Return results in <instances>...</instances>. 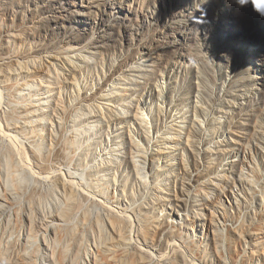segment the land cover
<instances>
[{
  "label": "rangeland",
  "instance_id": "rangeland-1",
  "mask_svg": "<svg viewBox=\"0 0 264 264\" xmlns=\"http://www.w3.org/2000/svg\"><path fill=\"white\" fill-rule=\"evenodd\" d=\"M258 9L257 0L243 5L238 0H0L4 29L13 25L18 31L27 23L29 34L15 42L20 54L39 55L47 65L56 62L64 74L62 89L52 92L48 106L58 102L60 107L68 106L80 93L83 103L92 99L91 105L101 106L105 116L102 122L81 120L83 129L87 126L90 131L85 139L81 129L80 147L72 161L56 116L52 115L55 126L49 134L32 135L30 141L43 144V157H51L55 175L33 182L30 169L41 158L29 147L32 167L20 163L21 169L14 171L26 176L22 199L6 203L12 217L0 212V264H93L92 235L74 236L70 226L57 221L59 238L47 245L42 229L46 221L51 222L49 206L64 196L62 180L88 172L81 165L86 159L89 166H96L100 151L107 157L104 164L111 176L116 172L117 183L109 190L93 188L97 185L88 189L97 202L106 203L95 212L106 217L111 205L115 211H127L136 221L137 232L145 217L155 219L156 226L165 228L158 239L152 237L158 246L155 254L166 249L165 235L173 231L190 240L192 246L181 239L170 244L183 245L185 253L192 255V264H220L213 229L204 230L216 220L218 227L231 230L229 252L240 253L238 262L230 264H241L242 259L245 264L264 263V13ZM58 48L71 57L63 55L58 61L46 53ZM9 62L0 60L3 67ZM76 82L80 92L73 88ZM108 97L122 109L119 119L115 110V119L110 118L112 108L104 106ZM140 108L145 111L150 139L135 123ZM78 115L75 110V118ZM65 137L69 139L70 133ZM133 138L150 152L152 147L159 150L155 158L148 154L149 183L142 186L133 172ZM50 139L55 146L48 155ZM117 140L123 148L110 156L107 152ZM99 171L104 173L105 168ZM164 175L169 185L161 182ZM81 179L74 178L86 185L87 178ZM2 182L0 176V192ZM31 189L41 193L43 200L32 205L35 211L30 216ZM173 212L189 216V224L182 226ZM28 232L38 237L37 252L32 243L27 248L14 243ZM132 251L138 259L153 252L145 244L141 251ZM226 255L229 258L227 248ZM113 256L102 254L100 259L108 264L122 262L113 261ZM173 260L172 252L157 263Z\"/></svg>",
  "mask_w": 264,
  "mask_h": 264
},
{
  "label": "bare ground",
  "instance_id": "bare-ground-1",
  "mask_svg": "<svg viewBox=\"0 0 264 264\" xmlns=\"http://www.w3.org/2000/svg\"><path fill=\"white\" fill-rule=\"evenodd\" d=\"M25 19L26 18L24 17V20ZM14 29H17V27L15 28L12 25L8 30H6L4 29L3 24L0 23V60L10 61L7 67H3V64H0V176L5 181L2 182L3 191L0 192V212L2 215L10 214L9 217H12L14 213H7L6 203H8L10 200L18 202L20 199H22L21 192L23 193V191H21V187L23 189L22 185H24V178L26 177L24 175V178H22V174H19V170L21 168L19 169L18 167L20 166V163L29 164L30 168L33 164L29 156V147L31 148V152L33 150L34 156L36 153L41 158V163L36 162L35 166H33L37 167L38 170H34L33 167L30 169V174H32L30 178L34 180L33 182L38 183V180H48L50 179V176L54 174V165H52L50 161L51 157L49 158V156L47 157V155L46 157H43V144L39 143L38 140L30 141L32 135L36 137L39 136L37 132L42 133V135H44V133L46 132L49 134L50 129H53L55 126L52 115L56 116L61 124V135L63 137V140L65 144H67V148H69L70 150L67 155L72 161L76 157V152L80 147L78 146V137L81 135V129H83L81 120L89 118L99 119L98 122H102L105 117L101 106L91 105L92 99H85L86 103H83L84 100L80 99L81 96H79L81 86L80 84H78V82L73 84V88L77 89L79 91H77L79 94L72 99L73 101L68 106L60 107L58 102V105L54 106L53 108L49 107L48 103L52 98V92L58 88L62 89L60 80L62 76H64V74L58 68L56 62L47 65L43 57L39 55L36 56L27 54L26 56H24L25 52L23 54H20V48H17L15 42L17 39H22L27 33L29 34V30L27 31V23L22 24L18 31H14ZM5 37L7 38L3 41ZM67 49L71 50L73 48L69 47ZM77 52L80 53L81 51L77 50ZM46 53L54 54L55 56H53V58H56V60L58 61L63 55H66L67 58L71 57V55L68 54L69 52L67 50H61L60 48L50 52L46 51ZM75 81H77V79ZM33 104H35L34 107ZM104 104V106L112 108L110 118L112 117V119H115V117H113L114 115H112L114 110L116 112V119H119V117H121V113L119 111L122 109L119 105H116L114 101H112L111 97H108L107 102ZM4 105L6 106V108L3 107ZM59 107L61 108L60 110ZM75 110H78V112H80V115L76 116L78 118H75L74 116ZM140 110L142 112H138L136 117H134L136 121L135 123L139 125L140 131L142 130L143 132H145V134L146 132L147 134H150L151 130L149 129L148 122L145 119V111L143 110V108H140ZM22 122H24V124H22ZM16 129H21L22 132H15ZM83 130L85 131L84 137H86L85 139H87L90 128L84 126ZM68 132L70 133L69 139L65 137ZM51 133H53V131H51ZM108 134L109 133H107V135ZM151 137L152 136H150L148 139H150ZM51 142L52 144L48 145V155H50V153L53 151V147L55 146L53 140ZM119 142L120 141L117 140L114 146H112L111 151L107 152V154L113 156L115 155V152L122 150V144L121 142ZM105 145L111 147V145H109V142H107ZM130 146L133 172L138 179L139 185H146L149 183L147 177L149 174V172L147 171V158L149 159L148 154L151 153V157L155 158L156 153H158L159 150L155 147H152V150L150 152L147 150V148L145 149L143 146H141L140 143H137L134 138L131 140ZM102 153L100 151L101 155L95 157L96 166H89V162L87 159L86 162H82L81 165L83 167L86 165L83 169L88 170V172H86L85 174H80L79 176L82 177L81 180L83 181L87 178L86 185H84L83 182L81 183L75 181L74 178H79V176L75 175V177L74 174H71L69 177H67L66 175V178L64 180L61 179L64 196L62 197V199L60 198L58 200V204L55 203V206H49L47 210L49 212H53V215L49 217V219H51V222L46 221L44 223V229H42L44 243L47 245H51L53 239L56 241L59 238L60 228H58V226L55 224L58 221L64 223L66 226H70V228H72L73 230L74 236L83 234L82 237H84L88 235V233L92 235L96 249V256L95 254H93L92 256L93 264H108L100 259V256L102 254L114 255L113 261L117 259H119L118 261L122 260L120 264H159L157 263V260L163 259L165 257H170V254L172 252L174 260L167 264H192L193 261H190L192 255L189 256L187 255V253H185V251L183 250V245H178L177 247L170 244V242L173 240L177 241V239H181L183 240V242L188 243L192 246L190 240L184 239V237L181 236L180 233L176 234L173 231H169L165 235L164 240L167 243L166 249H162L158 251L159 254H155L158 246L155 242H153L152 237H154L155 241L159 238L160 233H163L165 229L161 228V225L159 224L156 226L157 221L155 219L152 220L150 217H145L144 220L140 221L141 226L137 232L135 230L136 221L133 220V217L131 215H128L127 211H115L114 209H112L111 205L110 207H107L108 214L106 215V217H103L97 211L95 212V210L101 206L100 203H102L103 205H105L106 203L100 201L97 202L93 192L91 194V191H89L88 189L91 188L92 185H97L93 188L102 187L109 190V185L113 186V183L115 185L117 183V174L115 172V175L111 176V174L108 172L104 164L107 162V157L104 153ZM86 156L87 158H89L91 155ZM140 158L142 159L139 160ZM17 160H19V162L15 163V161ZM78 161L80 162V160ZM110 162L112 163V168H115L116 166L114 163H116V161L112 160ZM15 164L17 165L16 167ZM25 164L23 165L26 167ZM23 165H21V167ZM17 168L19 170L16 174L15 172H17ZM104 168V173L99 171L100 169ZM44 174H46L47 176H43ZM161 182H166V185H169L170 180L168 175H164ZM163 186L165 187V184H163ZM33 189L35 188L33 187ZM106 193L107 191L103 192V194ZM134 194L132 193V195ZM156 199L157 197L153 195L152 200L155 201ZM42 200V194L38 193L37 191H32L30 194H28V202L30 207V210L28 211L31 213L30 216L33 215L35 211V208H32V205L35 204L36 207V204ZM54 208H56L58 211L55 212ZM47 211H40L38 209V213L42 214L47 213ZM172 214L179 218V222L182 226L184 223L189 224V216H185L184 214L175 212H173ZM215 214L216 213H214L213 216L216 219ZM223 216V219H225V221L223 222L226 223V216L224 214ZM219 223L220 222L216 220H212V222L208 225V229L204 227L205 232L207 231L208 233L212 232L213 229L214 238L216 240V250L219 256L218 262H220V264H230L231 262L237 263L240 257V253L236 251L235 255H232L230 253L231 249L229 250V248H231L229 231L231 230L225 229V227L222 226L218 227ZM171 225L173 226L175 225V223L171 222ZM158 233L159 235H157ZM16 239L17 240L14 243H18V245L22 244V247L25 248H27L29 244L31 245L32 243V247L34 248L35 252L38 251L37 246L39 245V240L38 237H34L33 234L29 232L26 234L24 233L23 238L22 235H19V238L16 237ZM136 239L141 240L142 244L137 243ZM144 244L146 246H150L153 252L147 254V256H145L144 258L138 259L132 250L138 249L141 251L142 245ZM226 248L229 258L226 255ZM55 253L56 249H54V254ZM86 255L87 257H89V253H87ZM119 256H121V258H119ZM155 257H157V260ZM135 258L138 259V261H136ZM244 262H246L245 259H242L241 264H245ZM258 263L260 264V261Z\"/></svg>",
  "mask_w": 264,
  "mask_h": 264
},
{
  "label": "snow or ice",
  "instance_id": "snow-or-ice-1",
  "mask_svg": "<svg viewBox=\"0 0 264 264\" xmlns=\"http://www.w3.org/2000/svg\"><path fill=\"white\" fill-rule=\"evenodd\" d=\"M257 3L260 5L261 10H264V0H257Z\"/></svg>",
  "mask_w": 264,
  "mask_h": 264
},
{
  "label": "clouds",
  "instance_id": "clouds-1",
  "mask_svg": "<svg viewBox=\"0 0 264 264\" xmlns=\"http://www.w3.org/2000/svg\"><path fill=\"white\" fill-rule=\"evenodd\" d=\"M238 3H240L241 5H243V4L247 3V0H238ZM258 11H261L262 13H264V10H261V8L258 9Z\"/></svg>",
  "mask_w": 264,
  "mask_h": 264
}]
</instances>
